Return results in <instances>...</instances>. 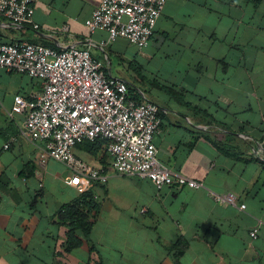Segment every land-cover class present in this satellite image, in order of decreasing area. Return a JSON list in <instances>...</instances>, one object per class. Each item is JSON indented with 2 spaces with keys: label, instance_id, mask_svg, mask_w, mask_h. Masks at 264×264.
<instances>
[{
  "label": "crops",
  "instance_id": "0c3cea01",
  "mask_svg": "<svg viewBox=\"0 0 264 264\" xmlns=\"http://www.w3.org/2000/svg\"><path fill=\"white\" fill-rule=\"evenodd\" d=\"M98 4L38 0V29L0 19V43L90 47L134 99L160 107L159 160L203 186L158 189L110 169L106 184L87 189L99 206L90 239L67 252L60 211L80 197L65 183L70 171L54 160L40 167L42 143L23 137V117H7L15 96L30 98L41 84L2 71L0 264H264V0H168L143 51L125 39L100 47L107 33L84 25ZM113 55L129 61L130 79L112 73ZM75 151L104 168L84 149ZM229 193L235 204L214 198Z\"/></svg>",
  "mask_w": 264,
  "mask_h": 264
},
{
  "label": "built area",
  "instance_id": "2783aa9c",
  "mask_svg": "<svg viewBox=\"0 0 264 264\" xmlns=\"http://www.w3.org/2000/svg\"><path fill=\"white\" fill-rule=\"evenodd\" d=\"M37 1L0 0V19L38 29L34 22ZM167 2L99 0L84 25L90 33H107L101 48L125 39L143 51L151 43ZM2 71L25 75L41 84V91L30 98L15 96L7 117L10 121L23 117V137L43 145L40 167H46L49 160L65 165L70 171L65 183L79 194L86 193L90 183L106 184L110 169L147 179L158 189L203 186L176 174L159 160L154 138L163 122L160 107L132 98L127 83L108 73L105 62L94 57L90 47L59 49L26 41L0 43ZM98 139L108 142L111 164L107 168L95 167L74 154L79 144ZM214 198L220 203H236L231 193ZM258 232L255 229L250 236L256 239Z\"/></svg>",
  "mask_w": 264,
  "mask_h": 264
},
{
  "label": "trees",
  "instance_id": "16d2710c",
  "mask_svg": "<svg viewBox=\"0 0 264 264\" xmlns=\"http://www.w3.org/2000/svg\"><path fill=\"white\" fill-rule=\"evenodd\" d=\"M160 88L165 90L169 94L173 93L172 90H170L166 86L160 85ZM129 93L130 96L134 98L133 92H131L130 89ZM214 145L217 146L219 149H223L222 145H220L216 141H214ZM77 148L84 149L92 158H94V160L99 162L100 165L104 168H107L109 166L110 155L108 152V142L106 140L98 139L93 142L87 141L82 144H79L76 149ZM98 210L99 206L94 200L91 192L80 194L79 199L61 207V222L69 228L65 245V250L67 252H71L72 250L79 248L83 244L84 240L88 241L90 239L92 232V223L90 222V216L92 212ZM185 245L186 244L181 239L178 242L177 246L174 247V249H176L177 251V257L182 255Z\"/></svg>",
  "mask_w": 264,
  "mask_h": 264
},
{
  "label": "rangeland",
  "instance_id": "374dc122",
  "mask_svg": "<svg viewBox=\"0 0 264 264\" xmlns=\"http://www.w3.org/2000/svg\"><path fill=\"white\" fill-rule=\"evenodd\" d=\"M45 32H48V31L45 29ZM131 50L133 51L134 49H131ZM111 60H112V73L116 76L120 75V76H124V77L130 79L131 72L133 70L129 71L127 66H126V64H128L129 61H125V63L121 64V61H119V59L116 55L111 56ZM132 68L134 69V71L137 70V67L135 65H133ZM36 82H38V81H36ZM74 154L76 155L75 150H74ZM64 174H68V173H64Z\"/></svg>",
  "mask_w": 264,
  "mask_h": 264
}]
</instances>
